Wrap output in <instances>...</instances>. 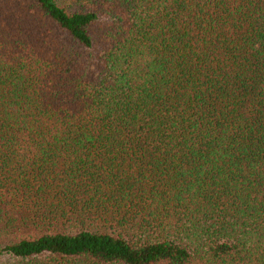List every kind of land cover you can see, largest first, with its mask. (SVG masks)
Returning a JSON list of instances; mask_svg holds the SVG:
<instances>
[{
    "label": "trees",
    "instance_id": "16d2710c",
    "mask_svg": "<svg viewBox=\"0 0 264 264\" xmlns=\"http://www.w3.org/2000/svg\"><path fill=\"white\" fill-rule=\"evenodd\" d=\"M0 264H264V0H0Z\"/></svg>",
    "mask_w": 264,
    "mask_h": 264
}]
</instances>
